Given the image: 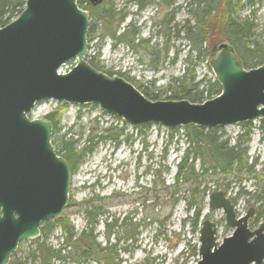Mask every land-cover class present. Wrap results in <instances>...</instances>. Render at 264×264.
I'll list each match as a JSON object with an SVG mask.
<instances>
[{
    "label": "rangeland",
    "instance_id": "rangeland-1",
    "mask_svg": "<svg viewBox=\"0 0 264 264\" xmlns=\"http://www.w3.org/2000/svg\"><path fill=\"white\" fill-rule=\"evenodd\" d=\"M77 1L82 3L79 8L87 13L93 7L91 2ZM184 1L186 0H174L172 5H167L163 0H140L142 6L139 7V0H103L100 10L111 8L119 15H124L117 33H122L123 28L132 24L138 32L137 38L145 41L131 48L125 43L112 40L106 34L100 40L105 31H101V27L97 25L95 35L90 41L87 39L85 61L88 63L90 57L92 59V56H96L103 71L112 72L113 75L109 77L119 76L124 80L127 77V81L136 89V86H140L157 97V100L152 101L166 100L165 97L170 93L166 90L169 83L174 85L171 83L172 78L186 76L188 79L194 75L196 81L204 78L214 80V73L209 66L211 58L198 61L194 53H191L188 59L189 44L182 38V32L177 33L181 31L187 18L186 10L182 8ZM236 1L240 6L243 4L239 17L248 18L254 24L252 38L257 39L264 48V0H252L249 8L244 6L247 0ZM224 5L210 17L208 25L205 26L204 31L209 36L204 45L207 48L214 41H218V26L224 19L223 11L226 10ZM89 15L88 24L91 27L93 19L90 13ZM111 23V28L114 29L115 20ZM75 63L76 60L67 62L58 72H68ZM260 65L262 64L250 68L243 65V68L254 69ZM48 115L58 122L56 131L51 132V144L55 153L61 157L58 140L64 133H67L66 137L72 135V140H76L82 147L91 136H106L103 130L108 127H112L114 132L123 130L124 134L118 138V145L110 139H94L98 143L91 154L82 160L76 170L70 171L69 198L60 217L67 219L69 225L79 232L84 224V211L90 208L87 207L88 204L100 208L103 215L95 227L100 243L104 241L102 220L105 218L112 216L120 223L122 218L128 217L132 222H138L140 227L136 239L118 244L117 248H127L119 253L122 264L198 262V230L203 220L209 219L215 223L217 244L233 233L232 228L226 225L223 211L211 210L206 205L207 195L217 190L224 191L226 197L233 202L238 217L244 215L250 206H256L260 211V221L264 222V118L219 126L221 130L218 134L227 141V145L240 143L246 149V165L253 164L251 171L247 173L240 169L227 176L220 171H209L204 177L198 178L199 184L184 180L173 186L176 164L186 147L185 138L181 136V128L184 126L169 130L151 123L144 129L142 124H125L119 117L104 113L97 104H71L54 99L37 103L30 111L29 119H47ZM162 155L165 156L163 159ZM151 169L154 172L150 175L148 171ZM194 170L198 175L201 174L197 161ZM195 184L199 190L203 187L208 190L197 224L193 221L194 213L186 210L184 202L190 188ZM254 227H257V223ZM60 233L61 230L57 227L48 236L47 241L52 247L61 243ZM31 241L33 240L21 241L13 255L25 257L27 251L33 248ZM26 263L38 264L30 259ZM55 264L73 263L67 259ZM87 264L98 263L91 261Z\"/></svg>",
    "mask_w": 264,
    "mask_h": 264
},
{
    "label": "water",
    "instance_id": "water-1",
    "mask_svg": "<svg viewBox=\"0 0 264 264\" xmlns=\"http://www.w3.org/2000/svg\"><path fill=\"white\" fill-rule=\"evenodd\" d=\"M24 5L15 20L0 27V264L8 263L21 241L35 240L41 223L60 219L69 198L70 167L53 149L51 123L44 117L29 119L41 100L97 104L126 124L151 122L169 130L264 118V64L243 68L226 42L209 60L218 95L202 103L152 101L127 80L109 77L85 61L90 15L76 0H25ZM71 60H76L71 70L59 73ZM206 201L209 209L223 211L233 233L217 244L215 223L203 220L195 264H262L264 222L248 228L252 208L237 217L222 190Z\"/></svg>",
    "mask_w": 264,
    "mask_h": 264
},
{
    "label": "trees",
    "instance_id": "trees-1",
    "mask_svg": "<svg viewBox=\"0 0 264 264\" xmlns=\"http://www.w3.org/2000/svg\"><path fill=\"white\" fill-rule=\"evenodd\" d=\"M167 5H172L174 0H163ZM186 0L182 4V8L186 10L187 18L183 22L181 31L182 38L188 42V59L191 53H194L195 58L200 61L211 56L216 51L217 45L221 42H226L237 52L243 65L250 68L257 64L264 63V48L261 47L259 41L253 37L254 24L248 18H241L239 14L243 8V4L238 5L236 0ZM87 2V0H84ZM25 0H0V26L15 19V17L22 11ZM78 7H82V3L76 1ZM102 3V1H101ZM253 3L252 0H247L244 6L247 8ZM225 4V5H224ZM224 5L226 10L222 9L224 16L220 24L219 35L217 40L212 43L209 48L205 47V43L209 40L205 26L208 25L209 20L221 6ZM90 8L91 18L93 24L87 30V39L90 41L95 35L96 26L99 25L105 31L100 36V40L105 36H109L112 40L125 43L131 48L136 45L142 44L145 40L138 37V32L132 24L123 28L122 33H117L120 25L122 24L124 15H119L113 9L100 10L99 5H92ZM142 6L141 4L139 5ZM115 20V28H111V22ZM208 30V29H207ZM220 40V41H219ZM97 57H90L88 63L91 67L105 72L108 76L113 75L110 71H103L102 66L97 63ZM125 79L128 80L126 77ZM172 84L167 87L169 96L165 97L166 100H187L192 103H202V101L211 99L220 91V85L216 80H195V76H186L172 78ZM144 97L151 100H157V97L150 92H146L142 87L136 86ZM47 119L52 123V130L56 131L57 120L51 119L50 115ZM264 127V120L262 121ZM151 123L142 124V128L147 129ZM178 130V129H177ZM182 138H185L186 147L183 149L181 157L176 164V173L173 177V186L178 185L180 181L198 182V178L204 177L209 171H220L225 176L230 175L237 170L244 169L247 173L252 170L253 164L246 165L247 158L245 156L246 149L240 143L233 146L227 145V141L223 140L219 131L221 127H214L208 129L199 126H184L181 128ZM106 136L96 135L87 139V144L84 143L82 147L79 146L77 141L72 140V135L66 137L67 133L62 135L58 144L60 147V154L67 161L70 171L76 170L81 162L87 155H90L94 146L99 140L110 139L116 145L120 143L119 137L123 136V130L118 129L114 132L112 127L103 130ZM96 139V141H94ZM126 140V139H125ZM165 156L162 155V159ZM198 162V167L201 174L195 173L194 164ZM166 167L164 171H166ZM153 174V170L148 171ZM164 184L162 185V187ZM207 188L203 187L198 189V185L190 188L188 195L185 197L186 210L192 211L194 224H197V219L200 214V209L204 204V197L206 196ZM264 192V191H262ZM257 198V197H256ZM89 209H85L83 218L84 224L79 232H76L67 219L60 218L57 221H46L40 227V235L36 240L31 241L33 248L27 251L25 257L16 256L14 254L8 264H27V259L36 261L38 264H55V262L68 261L73 264H87L94 261L98 264H122V259L119 253L127 248H117L121 241H133L136 239L137 230L140 227L138 222H132V219L124 217L118 223L114 217L110 216L102 220L104 232L102 234L104 241L99 242L97 233L95 232L96 226L101 221L103 213L100 208L88 204ZM61 230L60 240L61 243L57 247H52L47 239L48 236L55 228ZM119 232L122 233L119 235Z\"/></svg>",
    "mask_w": 264,
    "mask_h": 264
},
{
    "label": "flooded vegetation",
    "instance_id": "flooded-vegetation-1",
    "mask_svg": "<svg viewBox=\"0 0 264 264\" xmlns=\"http://www.w3.org/2000/svg\"><path fill=\"white\" fill-rule=\"evenodd\" d=\"M88 1V0H87ZM103 1V0H102ZM90 3V2H89ZM92 4V3H91ZM142 5V3L140 2V0H139V5ZM140 7V6H139ZM7 24V23H6ZM5 26V25H4ZM234 205V204H233ZM250 208H252V210H253V214L247 219V221H248V224H247V226H248V228L250 229V230H253V229H256L258 226H259V224H261V222L262 221H260V219H261V217H260V211L256 208V206L254 207V206H250ZM250 208L249 209H247V211L245 212V214L250 210ZM244 214V215H245ZM237 215V214H236ZM257 223V227H254V224H256ZM252 227V228H251ZM264 259V258H263ZM262 264H263V261H262Z\"/></svg>",
    "mask_w": 264,
    "mask_h": 264
},
{
    "label": "bare ground",
    "instance_id": "bare-ground-1",
    "mask_svg": "<svg viewBox=\"0 0 264 264\" xmlns=\"http://www.w3.org/2000/svg\"><path fill=\"white\" fill-rule=\"evenodd\" d=\"M205 212L207 213V211L205 210Z\"/></svg>",
    "mask_w": 264,
    "mask_h": 264
}]
</instances>
